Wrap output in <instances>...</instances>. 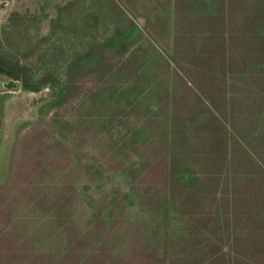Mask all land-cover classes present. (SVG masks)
Masks as SVG:
<instances>
[{
	"label": "rangeland",
	"instance_id": "374dc122",
	"mask_svg": "<svg viewBox=\"0 0 264 264\" xmlns=\"http://www.w3.org/2000/svg\"><path fill=\"white\" fill-rule=\"evenodd\" d=\"M0 264H264V0H0Z\"/></svg>",
	"mask_w": 264,
	"mask_h": 264
},
{
	"label": "water",
	"instance_id": "95a60500",
	"mask_svg": "<svg viewBox=\"0 0 264 264\" xmlns=\"http://www.w3.org/2000/svg\"><path fill=\"white\" fill-rule=\"evenodd\" d=\"M13 83H14V80H10V81L8 82L7 86H8V87H11V86L13 85Z\"/></svg>",
	"mask_w": 264,
	"mask_h": 264
},
{
	"label": "trees",
	"instance_id": "16d2710c",
	"mask_svg": "<svg viewBox=\"0 0 264 264\" xmlns=\"http://www.w3.org/2000/svg\"><path fill=\"white\" fill-rule=\"evenodd\" d=\"M125 48V47H124Z\"/></svg>",
	"mask_w": 264,
	"mask_h": 264
}]
</instances>
